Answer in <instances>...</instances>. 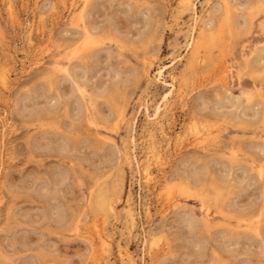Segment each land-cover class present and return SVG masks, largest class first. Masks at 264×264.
I'll return each instance as SVG.
<instances>
[{"label": "rangeland", "instance_id": "1", "mask_svg": "<svg viewBox=\"0 0 264 264\" xmlns=\"http://www.w3.org/2000/svg\"><path fill=\"white\" fill-rule=\"evenodd\" d=\"M0 80V264H264V0H0Z\"/></svg>", "mask_w": 264, "mask_h": 264}, {"label": "bare ground", "instance_id": "2", "mask_svg": "<svg viewBox=\"0 0 264 264\" xmlns=\"http://www.w3.org/2000/svg\"><path fill=\"white\" fill-rule=\"evenodd\" d=\"M90 32V31H89ZM91 33V32H90ZM206 37V36H205ZM88 39V38H87ZM193 39V38H192ZM209 41V40H208ZM205 42H207L206 40H205ZM209 43V42H208ZM188 47V46H187ZM190 50H192V54H193V57H195L196 58V56H197V54H198V42L197 41H195L194 39H193V41H192V43L190 44ZM192 57V56H191ZM128 74V73H127ZM118 76V75H117ZM116 80V79H115ZM1 81V80H0ZM164 100V99H163ZM164 105V104H163ZM166 108V107H165ZM155 109H157V108H155ZM160 110V109H159ZM158 110V111H159ZM156 111V110H155ZM147 116V115H146ZM132 124V123H131ZM192 127V126H191ZM205 133V132H204ZM207 134V133H206ZM202 135V134H201ZM195 136L198 138V137H200V133H198V131H197V133L195 134ZM63 151V150H62ZM164 152V151H163ZM263 157V156H262ZM159 161V160H158ZM158 163V162H157ZM145 172H146V170H145ZM152 175V174H151ZM143 178V177H142ZM146 178H147V175H146ZM152 178V177H151ZM150 180V179H149ZM168 193V192H167ZM173 194V193H172ZM163 195V194H162ZM166 198H167V196H166ZM167 200V199H166ZM256 217V216H255ZM100 227V226H99ZM105 238V237H104ZM105 241V240H104ZM105 243V242H104ZM107 243V242H106ZM108 244V243H107ZM102 252V251H101Z\"/></svg>", "mask_w": 264, "mask_h": 264}, {"label": "snow or ice", "instance_id": "3", "mask_svg": "<svg viewBox=\"0 0 264 264\" xmlns=\"http://www.w3.org/2000/svg\"><path fill=\"white\" fill-rule=\"evenodd\" d=\"M261 177L264 178V170H262L261 172ZM154 246H155V242H154Z\"/></svg>", "mask_w": 264, "mask_h": 264}]
</instances>
